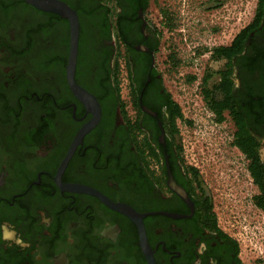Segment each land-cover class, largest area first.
<instances>
[{"label": "flooded vegetation", "instance_id": "flooded-vegetation-1", "mask_svg": "<svg viewBox=\"0 0 264 264\" xmlns=\"http://www.w3.org/2000/svg\"><path fill=\"white\" fill-rule=\"evenodd\" d=\"M61 1L80 20L76 83L96 97L101 118L61 170L94 118L69 84V22L26 0H0V264H151L138 225L75 186L143 216L155 264H256L243 259L172 143L170 103L180 105L157 62L162 33L149 24L151 0ZM249 26L224 114L234 143L254 139L253 155L235 148L256 204L264 185V0ZM209 54L219 65V46ZM223 69H206L201 79L208 108Z\"/></svg>", "mask_w": 264, "mask_h": 264}, {"label": "rangeland", "instance_id": "rangeland-1", "mask_svg": "<svg viewBox=\"0 0 264 264\" xmlns=\"http://www.w3.org/2000/svg\"><path fill=\"white\" fill-rule=\"evenodd\" d=\"M257 6L258 0H219L218 7L207 0H151L147 16L162 33L157 62L166 89L181 108L172 143L183 165L198 173L218 221L237 236L243 259L259 264L264 261V213L255 204L256 189L235 148L233 123L227 114L217 122L200 85L206 69L224 68L223 61L218 65L209 59L210 51L229 46L253 20ZM172 53L179 59L177 67ZM192 76L196 82H190Z\"/></svg>", "mask_w": 264, "mask_h": 264}, {"label": "water", "instance_id": "water-1", "mask_svg": "<svg viewBox=\"0 0 264 264\" xmlns=\"http://www.w3.org/2000/svg\"><path fill=\"white\" fill-rule=\"evenodd\" d=\"M26 2L39 11L53 13L63 19L68 20L70 25V57L67 67V76H68L69 84L71 86L72 91L78 98V100L86 106L88 112L94 115L92 121L89 124H87L77 135L67 158L65 159V161L61 166V170H63L66 167L68 161L70 160L78 144L82 142L84 136L90 130H92L100 121L101 108L96 97L91 93H89L84 88H82L81 86H79L75 80L78 53H79V42H80V20L77 12L73 8H71L67 3L61 0H26ZM70 189L95 195L99 199H101L103 203H105L107 206L126 215L128 218L134 221L138 225L141 231V243L143 250L147 255L150 263L155 264L154 259L151 255L149 244L147 242L144 233V226L142 222L143 216L139 215L133 208H131L128 205L116 204L111 202L107 197H105L104 195L98 193L93 189L83 186L70 187Z\"/></svg>", "mask_w": 264, "mask_h": 264}, {"label": "trees", "instance_id": "trees-1", "mask_svg": "<svg viewBox=\"0 0 264 264\" xmlns=\"http://www.w3.org/2000/svg\"><path fill=\"white\" fill-rule=\"evenodd\" d=\"M252 26H249L242 31L234 38L232 43L229 46H222L219 47V61H223L224 64V69H227L226 71H219V73L223 76L222 82H219V92H218V87H215L217 91H208V93H214L213 97H210L209 95L207 96L208 105L211 111L214 112L215 117L217 119L218 123H221L225 120L224 117V111L228 109V104L230 102L231 96H230V91L231 87L233 85V81L231 80V76L233 73V59L242 54L243 51L245 50V43L246 39L248 36L249 31L251 30ZM171 108L174 111L173 117H172V122L175 127V122L178 118H182L181 114V108L175 103L171 102ZM174 135V132L172 133L171 136ZM238 144L243 148V150L249 154H252L254 149L255 144H254V139L250 137H244L240 140L239 143H234ZM253 155V154H252ZM194 171V178L197 180L198 179V173L196 172L195 169H192ZM257 182H260L259 179L257 178ZM261 189H262V194L256 197V204L259 208H262L264 210V185L261 183Z\"/></svg>", "mask_w": 264, "mask_h": 264}]
</instances>
